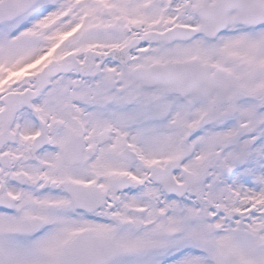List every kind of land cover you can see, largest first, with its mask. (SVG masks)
<instances>
[{"label": "rangeland", "instance_id": "obj_1", "mask_svg": "<svg viewBox=\"0 0 264 264\" xmlns=\"http://www.w3.org/2000/svg\"><path fill=\"white\" fill-rule=\"evenodd\" d=\"M171 1L38 0L24 14L0 24V79H28L29 73L40 71L51 59L62 58L69 51L81 62L87 49L97 52H108L113 48L124 50L131 37L155 28L161 11L168 13L162 21L163 25L172 18L171 10L174 9H181L182 18L188 17V23H194L190 15L192 1ZM182 21L187 22L184 19ZM112 25H117L119 30L113 31ZM124 27L131 29L130 35L124 32ZM229 27H233V24L230 23ZM241 36L226 33L215 43H211L208 50L207 45L195 42L193 51L203 61L213 62L214 66H224L240 85L256 91L258 87L264 86V45L256 50V54L251 55L253 62L249 59V48L263 42L264 32ZM193 51L176 46L154 49L148 56H135L126 69L147 61L188 58ZM92 61L91 74L86 77L72 73L58 76L54 79H66L67 86L61 83L62 80H57L49 90L52 91L58 85L62 88L61 92L65 91L66 104L71 103L72 98H85L83 101L93 108L86 111L74 106L73 111H64L65 118L71 112L82 117L81 120L89 129L86 141L96 130H111L110 141L101 147L98 154L97 145L86 142L88 149L83 157L92 161H81V178H91L90 173L94 171L100 175V182L107 190L109 180L118 178L115 177L117 172L120 175L122 172L131 175L134 186L119 198V203L123 207H130L127 210L131 212L128 219L130 217L133 223L135 219L144 221L149 229L144 230V224L132 238L129 231L128 237L123 240L118 235L116 241L124 249V254L106 264H221L224 254H231L245 264H264V93L255 103L244 102L238 95L230 93L228 99L232 106L217 105L210 116L211 123L206 124L205 118L203 124L197 126L201 116L205 117L208 113L206 103L211 106L218 103L217 94L211 93L207 100L194 99L191 106L193 110H187L190 107L188 105L179 106L163 98L161 100L156 90L144 92L136 85L127 84L126 80V83H119L118 79H122L121 69L111 59L103 65L97 59ZM108 76L113 77L111 85L104 80ZM73 79H100L99 93L95 92L93 95L90 92L91 88L96 87L94 83L80 84L75 91L79 95L69 94ZM18 89L13 84L5 92ZM87 90L90 93L88 96ZM136 95L153 100L142 104L148 119L150 114L160 111L158 101L165 107L161 115L168 113L172 107L173 112L164 124L171 126L174 131L167 138V146L156 143L159 140L154 138L157 131L153 130L146 119H141V124L145 126L138 129L129 127L134 120L128 121V115L138 110L124 111L128 106H139L140 101L133 100ZM106 101L110 104L107 105ZM98 106H101V110H97ZM230 107L234 109L231 114ZM51 114L55 117V124L58 114L54 111ZM238 124L247 125L244 133L236 132ZM184 126L198 127V131L190 145L192 156L183 167L195 174L202 171L204 179L189 190L185 200L175 203L172 199L165 200L158 188L150 187L147 173L151 165L157 162L162 165L164 159L180 156L184 152V141L179 138ZM144 135L146 140L153 138L149 142L155 144L147 145L142 141ZM124 146L138 153L139 160L135 164L128 165L117 159V153ZM11 152L14 153V150ZM177 178L183 181L180 174H177ZM148 189L156 195L153 202L146 199ZM200 198L215 203L214 205H221L224 210H231L230 213L234 210L237 211L235 214L248 210L254 214L238 217V220L242 219L240 221L233 217L228 223L221 215L220 229L226 232L224 235L220 232L213 233V225L199 213ZM207 212L212 210L208 209ZM4 218H0V226L14 227L12 220L7 219L12 224L4 222L10 217ZM6 228L0 227V234ZM146 244L153 249V254L146 255V252H150L145 248ZM62 245L58 236L50 241L28 242L0 235V264H54ZM195 250L200 254H196Z\"/></svg>", "mask_w": 264, "mask_h": 264}, {"label": "flooded vegetation", "instance_id": "obj_2", "mask_svg": "<svg viewBox=\"0 0 264 264\" xmlns=\"http://www.w3.org/2000/svg\"><path fill=\"white\" fill-rule=\"evenodd\" d=\"M212 1L210 0L209 3ZM197 3L198 0L197 2L193 1V4ZM257 28L258 26H237V31L244 36L246 31ZM190 49H193V47H190ZM83 80L93 81L96 87L91 88V90L94 91L95 89L96 94L99 93L100 79ZM16 84L20 86L18 88H21L15 90L16 92L35 88L29 82V79L18 80ZM238 93L243 95L248 92L239 85ZM73 94L79 95L77 92ZM249 94L253 95L252 93ZM64 95L65 92H61L57 88L52 92H44L29 102L25 98H16L13 101L7 100V111L1 116L8 119L6 132L3 133V122H0V134L7 138H10L11 135L14 137V143L11 145L14 153L13 155L8 153L9 163L4 167H0V198H2L4 204L8 202L11 204L10 211H15L19 206L33 208L38 214L43 213L44 208L53 209V212L49 214L48 222L58 229L60 238L66 241L77 225L79 214L84 215L82 211L77 210L71 204L66 184L71 183L93 188L98 187V183L92 178H81L79 165L84 155L83 151L79 153L76 162L73 164H66L61 158V147L64 144L69 141L78 142V139L83 147L86 143L83 133L84 125L78 123L82 117L76 115L75 112H71L66 118L63 117L64 111H73L74 106L77 108L76 103L66 104ZM40 100L44 102L42 103ZM50 100H53L56 106H51ZM74 100L72 98L71 101ZM4 108L5 104L3 105L0 100V112ZM53 111L59 113L58 121L55 124L54 117L51 114ZM37 124L41 126L39 131L36 128ZM41 131L44 133L45 145L38 150L34 159H29L27 150ZM90 132L92 131L90 130ZM1 136L0 140L4 141L6 138ZM87 141L94 142L99 146L100 131L96 130L95 134L91 135L90 138L88 137ZM5 148H7L6 145L4 146V153ZM24 191H27L26 200H24ZM20 195H23V198H20ZM37 196H42L43 202L37 203ZM29 216L34 217L35 213L32 212ZM75 234L76 232L70 238Z\"/></svg>", "mask_w": 264, "mask_h": 264}, {"label": "water", "instance_id": "obj_3", "mask_svg": "<svg viewBox=\"0 0 264 264\" xmlns=\"http://www.w3.org/2000/svg\"><path fill=\"white\" fill-rule=\"evenodd\" d=\"M246 1L247 0L240 5L244 4ZM34 2L35 0H6L0 3V21L13 18ZM225 7L238 9L239 4L231 0L217 4L211 9L210 13L212 19L215 20ZM135 45L136 44H131V46ZM87 57H89V54ZM101 59L103 60V57H101ZM125 60V57L121 58L123 64ZM72 69L79 70L76 65L66 64L64 60H62L60 65L52 62L46 66L41 73L32 76L31 79H38L37 83L42 86L49 78L58 74L68 73ZM128 76L132 79L140 80L145 84L146 82L144 79H158V82L154 81L153 84L157 83L164 85L169 92H194L202 96L207 95L210 90H217L224 95L232 85V80L229 75L220 70L215 71L214 75H209L206 66H199L196 63L167 66L155 65L150 68L135 69L129 73ZM169 170L168 168V171ZM110 249H112L113 252ZM119 252L120 250L117 247L105 249L101 243H92L88 245L74 242L64 248L59 264H102ZM224 261H226L224 264H241L230 256H225Z\"/></svg>", "mask_w": 264, "mask_h": 264}, {"label": "bare ground", "instance_id": "obj_4", "mask_svg": "<svg viewBox=\"0 0 264 264\" xmlns=\"http://www.w3.org/2000/svg\"><path fill=\"white\" fill-rule=\"evenodd\" d=\"M202 203H206L205 200H201ZM207 207L212 210V213L210 214V220L213 224L212 232L218 229L220 225L219 215H225V220L228 222L231 220L232 217H248L250 215H253V212H250L248 210L240 211L238 214H235L237 211L234 210L232 213L230 211L224 210L222 206H216L214 204L207 203ZM226 231L220 230L221 234H225Z\"/></svg>", "mask_w": 264, "mask_h": 264}]
</instances>
